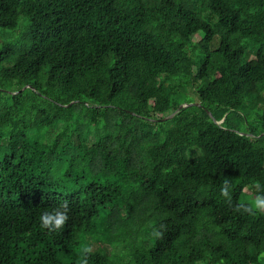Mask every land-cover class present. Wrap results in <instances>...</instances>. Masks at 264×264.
I'll use <instances>...</instances> for the list:
<instances>
[{"label": "trees", "instance_id": "trees-1", "mask_svg": "<svg viewBox=\"0 0 264 264\" xmlns=\"http://www.w3.org/2000/svg\"><path fill=\"white\" fill-rule=\"evenodd\" d=\"M263 134L264 0H0V264H262Z\"/></svg>", "mask_w": 264, "mask_h": 264}, {"label": "clouds", "instance_id": "clouds-1", "mask_svg": "<svg viewBox=\"0 0 264 264\" xmlns=\"http://www.w3.org/2000/svg\"><path fill=\"white\" fill-rule=\"evenodd\" d=\"M260 192V195L253 197L249 201L238 202L234 205V210L241 213L247 214L249 216H254L256 214H264V185L257 184L255 186ZM220 193L224 197L225 202L230 206L233 203L232 197V183L229 179H224L221 184ZM70 204L67 199L61 201L51 210H44L39 219H40V227L43 229H47L49 231H59L64 228L67 222L69 221V212H70ZM164 226L161 225L159 228H153L151 232V236L155 239H163ZM93 248L90 244L84 245L81 250L80 259L77 264H89V255L92 253ZM258 260L264 264V252H261L257 257Z\"/></svg>", "mask_w": 264, "mask_h": 264}, {"label": "rangeland", "instance_id": "rangeland-1", "mask_svg": "<svg viewBox=\"0 0 264 264\" xmlns=\"http://www.w3.org/2000/svg\"><path fill=\"white\" fill-rule=\"evenodd\" d=\"M21 26H24V24H22ZM21 30H22V27L18 30V33L21 32ZM12 40H13V38L10 35V37H9V39L7 41L10 42ZM192 40H193V43H198L200 41V34L193 36L192 37ZM216 45H217V39L214 42V46H216ZM190 54H191L192 58L195 59L196 61L199 59L198 54H197L196 51H191ZM185 93L188 96H191V97H193L195 99L194 102H192V103H197V104L200 103V99H199L197 93L193 89L187 88L186 91H185ZM155 116L156 117H161V116H164V115L163 114H160V113H157V114H155ZM245 191H246V193H243V195L241 196V200H240L241 202L242 201H244V202L249 201L253 197L257 196V195H255L253 193L252 190L246 189Z\"/></svg>", "mask_w": 264, "mask_h": 264}, {"label": "water", "instance_id": "water-1", "mask_svg": "<svg viewBox=\"0 0 264 264\" xmlns=\"http://www.w3.org/2000/svg\"><path fill=\"white\" fill-rule=\"evenodd\" d=\"M197 104V103H196ZM188 105H191V103L190 104H181L180 106H179V109L176 111V112H178L179 110H181L183 107H186V106H188ZM175 112V113H176ZM174 113V114H175ZM174 114H172L171 115V117L174 115ZM210 114H212V113H210ZM223 120H220V121H218V123H221ZM262 136H264V134L262 135Z\"/></svg>", "mask_w": 264, "mask_h": 264}]
</instances>
